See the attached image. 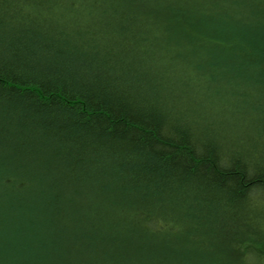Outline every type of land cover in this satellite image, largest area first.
<instances>
[{
  "label": "trees",
  "instance_id": "1",
  "mask_svg": "<svg viewBox=\"0 0 264 264\" xmlns=\"http://www.w3.org/2000/svg\"><path fill=\"white\" fill-rule=\"evenodd\" d=\"M0 264H264V0H0Z\"/></svg>",
  "mask_w": 264,
  "mask_h": 264
}]
</instances>
